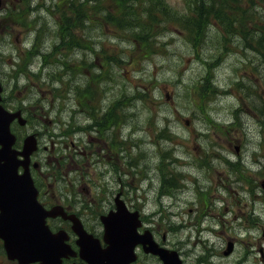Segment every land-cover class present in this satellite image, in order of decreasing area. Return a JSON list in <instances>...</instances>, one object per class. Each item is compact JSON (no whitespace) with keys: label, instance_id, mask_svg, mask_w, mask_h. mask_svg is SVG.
I'll list each match as a JSON object with an SVG mask.
<instances>
[{"label":"rangeland","instance_id":"374dc122","mask_svg":"<svg viewBox=\"0 0 264 264\" xmlns=\"http://www.w3.org/2000/svg\"><path fill=\"white\" fill-rule=\"evenodd\" d=\"M72 1L75 5L80 3V0ZM70 2L71 0H0V76L3 78L4 98L9 105L18 103L23 95L29 94V82H34L31 84L32 90L39 93L37 89L39 77L28 73L30 55L34 57L41 54L48 60V69L43 70L41 74V80L44 82L46 76L54 71L51 66L60 64L52 57L49 59L47 54L57 40L55 26L58 27L60 22L58 14L68 11ZM162 2L168 9L167 13L172 17L159 18L151 47L147 49L144 44L137 43L136 37L106 31V27H103L99 21L91 24L90 15H87L86 20L90 26L99 24L90 32H88L90 27H81L79 32L82 35L86 33L88 36L92 34L91 44L90 40L87 41L92 49L96 47L107 58L112 56V60L108 58L110 64L106 67L113 76L112 82L108 83L111 75H101L96 80H91L93 90L95 89L92 98H97L94 107L102 109L110 100L118 97V104L111 109L112 114H117V119H122L118 127L121 126L125 134L131 133L136 140L139 139L136 149L148 155V152H154L151 165L160 162L159 155L156 158V151L158 154L159 151L166 152V158L172 154L184 158L183 149L189 145L204 147L211 158L221 151H231L227 148L218 150L217 147H213L211 150L216 153L211 154L207 148L215 142V136L210 131L214 127L202 118L207 116L213 122L218 121L224 125L233 120L235 113L239 118L238 124H242L243 127H231L226 135L220 136L218 144H224L226 139H239L245 146L244 155L240 159L246 162L244 166L249 167L255 161L253 164L255 168L264 167V130H259L251 116L246 113L248 112L246 97H249L247 100L249 107L255 109L256 102H253L252 98L254 94H263L264 90V79L261 78L264 68L255 70L252 65L256 64V61L251 62V60H257L256 47L264 38V1L252 0V3H249V0H245L242 4L246 10L250 7L255 8L258 14H261V20L257 24L249 19L245 26L240 28L233 25L232 31L216 19H206L204 23L200 20L199 24H202L198 28L200 38H194L195 32H188L179 23L191 14L188 8L193 5V0H162ZM34 28L39 37L32 52L24 55L25 48L30 47L33 40V33L28 34V32ZM95 36L101 37V40L95 39ZM195 39L197 43L193 41ZM80 43L86 44L83 40ZM193 45L197 46L194 48ZM116 48L124 50L125 53L119 55V50ZM64 53L66 52L61 54ZM70 53L75 55L73 61L70 60ZM91 56L90 49L84 47L67 51L63 58V62L68 59V62H65L64 71L73 70L78 75L75 80L71 79L72 83H68L70 89L79 88L83 83L90 89L88 69L78 70L76 67L70 69L69 65H76L78 59H81V63L88 65L90 62L86 60H90ZM33 62L36 67L40 64L38 58H35ZM95 63L97 64L96 60ZM250 65L253 67L252 71H250ZM89 71L91 73L98 70L90 69ZM92 76H94L93 73ZM202 81H211L215 93L205 96ZM40 88L44 93V101L47 104L52 103L57 113L64 115V118L70 115L75 119H68V121H77L79 125L87 122L86 113L81 112L82 115L79 116L81 108H76L73 93L69 94L65 90L51 92L44 85ZM121 92L123 96H119ZM237 109L239 111L236 113ZM185 119H188V125L184 124ZM61 122H65V119L59 121L60 125ZM78 129L83 130L82 127L75 125L73 131ZM206 130H209L208 134H210L208 141L211 143L209 144L206 138L201 136L202 133H206ZM161 132L172 137L160 138ZM204 150L200 148V151ZM132 152L136 150L133 149ZM146 162L150 164L149 158ZM158 168L159 178H167V174L173 172V168L175 171L183 172L184 175L188 174L197 178L198 185L203 190L210 186V176L213 181L217 177H228L230 181L234 178L225 165L214 159L208 173L190 164L184 167H171L164 164L158 165ZM262 174H264V168ZM126 181V188L130 190L133 185L128 184L129 180ZM183 181L181 180L180 183ZM138 186L148 188L144 177ZM150 187L152 188V185ZM164 188L166 189L167 186L164 185ZM237 188H245L237 184L232 189V192L236 193L235 198L241 203L239 208H242L245 203L250 204L251 200L244 193L237 191ZM168 202L164 199V203ZM239 208L235 212L239 211ZM243 212L241 210V213ZM102 214L98 207L90 212L93 226L99 223L98 218ZM260 216L264 219V213L261 212ZM171 220L176 219L174 217ZM159 231L160 236L164 229ZM238 236L245 240L243 244L245 246H249V241L253 242L251 248L256 256L255 264H257V249L260 246L264 247V238L260 237L259 232H239ZM198 237L202 241L208 238L203 232L198 234ZM166 239L170 244L177 245L182 252L190 247L193 249L190 245L187 247L184 245V231L168 233ZM218 252L219 250H216L217 254ZM239 256V248H237L231 260L236 261Z\"/></svg>","mask_w":264,"mask_h":264},{"label":"flooded vegetation","instance_id":"af4514ba","mask_svg":"<svg viewBox=\"0 0 264 264\" xmlns=\"http://www.w3.org/2000/svg\"><path fill=\"white\" fill-rule=\"evenodd\" d=\"M40 57L43 58L41 54L38 60L42 68L45 65ZM251 62L256 63L252 65L255 70L260 67L264 68V62L263 66L259 60H251ZM32 65L36 66L33 62ZM56 81H54L55 84ZM43 83L46 85L47 82ZM31 84L33 83H29L26 103L15 109H21L24 123L19 125L13 121L11 129L15 135L14 148L16 150H21L25 139H30L35 143L36 147L29 156L27 169L37 190V200L44 209L60 208L66 215H74L80 220L83 229L88 234H91L93 238L101 239L102 226L98 223L93 226L90 220V210L99 200L103 202V214H107L115 210L116 203L122 201L121 203L130 212L139 213L143 226L138 232L141 233L144 229L149 230L159 246L170 248L179 254L181 264H255L256 256L251 248L253 242L249 241V246L243 245L245 240L240 239L238 233L259 232L260 237L264 238V219L260 216L261 212L264 213V192L261 188L264 167L255 168L253 166L255 161L249 167L244 166L246 162L240 160L244 155L245 147L241 140L226 139L224 144H218L220 136L228 132L222 128H214L210 131L215 136V142L207 149L212 155L216 153L211 150L213 147H217L218 150L227 148L231 151H221L211 158L204 147H200L204 150L200 151L199 146L189 145L183 149L184 158L176 156V159L170 162L171 165L175 162L190 164L208 173L214 159L225 165L230 170V174L234 175L232 181L228 177H217L213 181L210 176V186L204 190L199 187L198 179L188 174L169 177L172 183V193L169 195H174L169 207H173L171 217H175L176 220L168 221L165 232H172V229L175 232L184 231V245L186 247L190 245L193 249L190 247L182 252L177 245L170 244L165 239V233L160 236V240H157L154 229L156 225L152 218L155 212L151 208L150 198L153 197L155 200L156 196L162 197L160 190L156 189V192L147 194L146 196L149 197L145 200L141 199V202L134 201L132 192L138 188L137 185L140 182L142 183L143 177H146L145 183L148 184V190L154 191L153 185L155 184V178L150 177L148 173L149 163L137 167L141 161V151L133 154L126 150V148L137 147V140H133L131 144L130 139H127L120 131L119 120L113 116L114 122L118 120L116 125L108 127L105 125L103 134H99L98 125L92 120L91 127L97 135H90V118H88L85 133L71 135L70 140L67 141L68 137H64L63 129L59 124V114L56 108L52 103L47 104L44 101V93L38 86L39 93L34 92ZM52 99L54 100V97ZM81 100L78 99L79 105ZM252 101L256 102L255 109L248 105L246 113L251 116L254 125H257L259 130H264V90L263 94H254ZM2 104L10 111H13L12 107L17 106V104L9 105V102L3 98ZM104 115L107 116V114ZM238 121V115L234 114V124L243 127L242 124H238ZM208 133L209 130H206V133L201 134L206 138L207 144L211 143L208 141L210 136ZM128 140L130 142L127 145ZM148 153L151 163L153 153ZM156 154L158 155V152ZM136 160H138L137 164ZM127 162L135 165V168L128 171ZM22 171L21 167L18 168V172ZM126 180H129V185H133L130 190L126 188ZM181 180L184 181L180 183ZM237 184L245 188H237V191L244 193L251 200L250 204L245 203L242 208H239L241 203L235 198L236 193L232 192L233 186L236 187ZM238 208L239 211L235 212ZM241 210L244 212L241 213ZM145 217L150 218L147 220ZM46 224L52 232H66L68 244L72 249H77L76 236L71 231L69 220L62 219L60 216L46 218ZM201 232L205 233L208 238L203 241L199 239L198 234ZM228 243H232V250L226 253L225 248ZM100 246L104 248L105 244L101 242ZM237 248H239L240 256L236 258V261L231 260ZM216 250H219L218 254ZM136 252L137 259L132 264H162L156 256L146 253L140 245L136 248ZM257 254V264H264V249L259 247ZM63 262L64 264H77L81 260L78 257H68ZM0 264H16L5 259L1 242Z\"/></svg>","mask_w":264,"mask_h":264},{"label":"water","instance_id":"95a60500","mask_svg":"<svg viewBox=\"0 0 264 264\" xmlns=\"http://www.w3.org/2000/svg\"><path fill=\"white\" fill-rule=\"evenodd\" d=\"M15 118L22 122L18 113H9L0 106V239L7 257L16 259L18 264H61V258L69 253L68 246L64 244L66 237L62 236L60 241L57 235L48 232L44 218L51 213L37 204L29 174L26 171L17 173V166L27 162L25 157L31 149L27 142L21 152L12 149L14 136L10 133L9 124ZM17 154L24 160H17ZM101 221L107 230L105 239L108 246L104 254L95 250L91 261L88 259L89 239L82 230L73 226L79 237L81 257L90 264H128L133 261V247L138 242L134 237L135 220L119 217L117 221H111L107 217ZM152 252L159 255L164 264H178L174 253L169 254L163 249Z\"/></svg>","mask_w":264,"mask_h":264},{"label":"trees","instance_id":"16d2710c","mask_svg":"<svg viewBox=\"0 0 264 264\" xmlns=\"http://www.w3.org/2000/svg\"><path fill=\"white\" fill-rule=\"evenodd\" d=\"M244 1L245 0H193V5H191L190 8L193 16L196 18L185 22L184 27L190 31L193 29L195 32L194 38H200L198 30L202 25L199 24L200 20L204 23L206 19H216L230 30H232L235 24L240 27L245 26V23L249 19L257 24L261 20V14H258L255 8L252 9L250 7L248 10L243 8L242 4ZM249 3H252V0H249ZM165 10L168 12L162 0H80V3L77 5L74 3L69 4L68 12L70 13L62 12L63 19L61 20L60 27L62 25L65 31H67L70 26H74L75 29L78 27V24H80L82 17L89 13L91 24H95V21H99L103 27H106V31L114 30L116 32L130 34L132 37L138 38L137 43L144 44L147 49L150 48L147 44L152 38L154 27L159 23V18L163 17V15L165 16L167 13ZM81 11H84V13H81ZM156 12L159 14H156ZM170 16L171 14L168 13V17ZM96 25L90 26V31L94 29ZM108 27H111V29ZM193 41L197 43L196 39ZM74 42L76 46L80 43L79 40L75 39ZM65 44L67 43H62V45ZM256 48L264 50V38L262 39V43H258ZM109 58H111V56H109ZM95 78H97L96 73ZM91 92L92 88L90 86V93ZM160 136L167 137L166 134L162 132Z\"/></svg>","mask_w":264,"mask_h":264},{"label":"bare ground","instance_id":"6f19581e","mask_svg":"<svg viewBox=\"0 0 264 264\" xmlns=\"http://www.w3.org/2000/svg\"><path fill=\"white\" fill-rule=\"evenodd\" d=\"M81 23H85V22L82 21ZM27 52H28V53H31L32 51H31V50H28ZM70 126L73 127V123H70Z\"/></svg>","mask_w":264,"mask_h":264}]
</instances>
